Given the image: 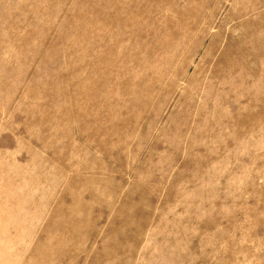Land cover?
Returning a JSON list of instances; mask_svg holds the SVG:
<instances>
[{
    "label": "rangeland",
    "instance_id": "374dc122",
    "mask_svg": "<svg viewBox=\"0 0 264 264\" xmlns=\"http://www.w3.org/2000/svg\"><path fill=\"white\" fill-rule=\"evenodd\" d=\"M0 264H264V0H0Z\"/></svg>",
    "mask_w": 264,
    "mask_h": 264
}]
</instances>
